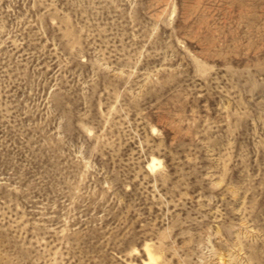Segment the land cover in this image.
<instances>
[{
	"label": "rangeland",
	"instance_id": "obj_1",
	"mask_svg": "<svg viewBox=\"0 0 264 264\" xmlns=\"http://www.w3.org/2000/svg\"><path fill=\"white\" fill-rule=\"evenodd\" d=\"M0 264H264V0H0Z\"/></svg>",
	"mask_w": 264,
	"mask_h": 264
},
{
	"label": "bare ground",
	"instance_id": "obj_2",
	"mask_svg": "<svg viewBox=\"0 0 264 264\" xmlns=\"http://www.w3.org/2000/svg\"><path fill=\"white\" fill-rule=\"evenodd\" d=\"M151 261H152V259H151Z\"/></svg>",
	"mask_w": 264,
	"mask_h": 264
}]
</instances>
